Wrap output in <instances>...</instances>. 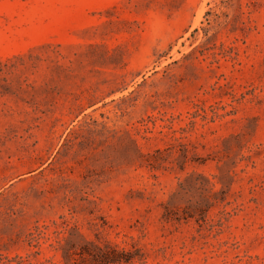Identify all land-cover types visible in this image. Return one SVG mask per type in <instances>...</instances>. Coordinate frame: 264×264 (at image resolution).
Masks as SVG:
<instances>
[{"label": "rangeland", "instance_id": "rangeland-1", "mask_svg": "<svg viewBox=\"0 0 264 264\" xmlns=\"http://www.w3.org/2000/svg\"><path fill=\"white\" fill-rule=\"evenodd\" d=\"M0 264H264V0H0Z\"/></svg>", "mask_w": 264, "mask_h": 264}]
</instances>
